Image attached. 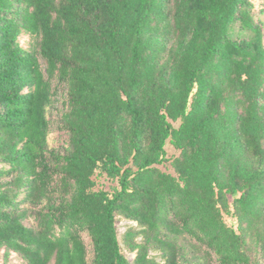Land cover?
I'll return each instance as SVG.
<instances>
[{"label": "trees", "instance_id": "16d2710c", "mask_svg": "<svg viewBox=\"0 0 264 264\" xmlns=\"http://www.w3.org/2000/svg\"><path fill=\"white\" fill-rule=\"evenodd\" d=\"M0 260L264 264V0H0Z\"/></svg>", "mask_w": 264, "mask_h": 264}, {"label": "rangeland", "instance_id": "374dc122", "mask_svg": "<svg viewBox=\"0 0 264 264\" xmlns=\"http://www.w3.org/2000/svg\"><path fill=\"white\" fill-rule=\"evenodd\" d=\"M256 7L258 8L259 7V3L256 2ZM24 42V40L22 41V43ZM167 150L169 152V155H173V149H171L170 147H167ZM130 226H134V223L130 222V221H127V220H123L121 218H117L116 220V228H117V231H118V235H119V238H121V236L123 235V233L125 232V230L127 229V227H130ZM122 253L125 255V257L128 259L129 262H132L133 259H134V254L133 253H130L126 250L123 249L122 247ZM153 256H156V254H153ZM156 260L157 261H160V259L158 257H156ZM1 260H0V264H1Z\"/></svg>", "mask_w": 264, "mask_h": 264}]
</instances>
